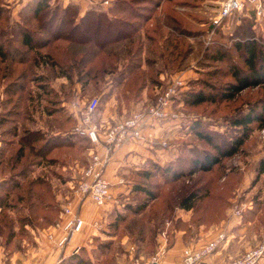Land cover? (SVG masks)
I'll use <instances>...</instances> for the list:
<instances>
[{
	"label": "rangeland",
	"instance_id": "1",
	"mask_svg": "<svg viewBox=\"0 0 264 264\" xmlns=\"http://www.w3.org/2000/svg\"><path fill=\"white\" fill-rule=\"evenodd\" d=\"M219 1L50 0L52 7L75 3L77 21L89 8L104 10L108 17L120 22L118 29L128 34L113 41L115 33L108 35L109 38L105 25L99 33L91 25L75 30L76 35L82 31L87 35L86 41L78 42L67 39L66 35L52 36L57 15L52 30H45L41 22L49 16H33L36 0H0V44L8 55L7 58L0 55V139L2 136L11 139L0 161V180L10 182L19 167L36 159L28 148L21 159H15L20 137L27 129L74 133L79 107L97 95L100 102L94 119L100 130H105L132 113L154 105L172 81H178L168 110L178 112L179 119L168 117L156 121L149 128L152 140L146 141L156 148L166 147L169 152H155L137 168L126 172L129 191L121 197L120 205L113 208L103 233L80 249L92 264H116L117 253L127 255L123 264L132 259L147 264L155 260L154 256L159 258L164 253L162 247L172 245L177 238H182L184 247L200 246L225 231L226 236L232 234L224 250L226 255L212 259L220 261L239 256L264 239V172L258 171L259 160L264 157L261 120L248 124L247 136L235 153L222 156L208 170L198 169L170 179V173H163L161 168L171 159H177L175 163L183 161L187 170L186 160L195 153H218L206 140L195 135L190 128L193 120L204 122L213 134H221L222 142L243 131L242 126L232 123L234 117L252 109L264 117V82L247 86L233 97H220L221 89L237 81L230 61L241 69L247 66L242 50L236 48L227 32V27L231 31L239 22V10L226 18V26L222 21L216 24L213 18ZM241 11L243 23L237 37L248 32L264 40V18L257 17L247 1H242ZM201 13L204 16L196 15ZM25 30L31 32L36 47L22 42ZM68 31L67 26L63 28L64 33ZM38 42L46 45L40 46ZM62 69L70 76L63 75ZM41 83H47L54 91L45 93ZM199 90L215 93L217 99L187 103L184 93ZM48 99H59L63 111L53 116L47 114L44 108L51 105ZM74 134L72 145H62L49 153V157H56L51 167L32 173L31 178H47L50 182V186H36L39 197L47 205L37 202L35 197L31 198L33 204L26 199L19 200L20 191L16 190L6 207H0V250L3 252H7L6 246L9 251L25 238L26 234L18 233L22 231L21 216L27 215L32 223L41 225L47 221L43 216L51 219L58 215L63 196L71 189V183L59 182L74 181L93 147L92 141H87L83 134ZM13 163L18 168H13ZM145 171L149 174L144 175ZM135 184L145 185L157 194L138 213L134 212V206L146 196L133 190ZM190 192H197L193 207H180ZM4 195L5 190L0 188V198ZM234 207L242 208L241 216L234 214ZM11 230H16L18 235H13L8 244Z\"/></svg>",
	"mask_w": 264,
	"mask_h": 264
},
{
	"label": "trees",
	"instance_id": "2",
	"mask_svg": "<svg viewBox=\"0 0 264 264\" xmlns=\"http://www.w3.org/2000/svg\"><path fill=\"white\" fill-rule=\"evenodd\" d=\"M78 11V6L75 3L69 2L65 5L56 4L55 6L50 5V0H36L34 7L32 9L33 16L42 18L43 15H48L49 18L43 19L41 22V25H44L45 30H52L53 27V20L55 17L58 18L57 24L55 26V33H52L53 37L55 38H62L65 35L67 36V39L78 41V42H84L87 40V35L82 31L79 35L75 34V30L79 29L80 27L84 28L86 26L94 25L96 27L97 33L101 32V29H103V25H105L107 36H112V32L115 33V35L112 36V40H118L121 38H124V36H128V34L124 33L121 29H118L117 24L120 22L113 17H108L106 11L104 10H98L95 8H89L87 9L81 16L80 20L77 21L75 19L76 14ZM241 13V14H240ZM57 15V16H56ZM197 16L200 15L201 17L204 16L203 13L196 14ZM239 22L236 23L235 28L231 31L229 27H227L228 35L230 36V39L234 40V44L237 49L242 50V59L244 60L247 68L241 69L237 64H235L233 61H230V65L233 71V74L237 81L231 82L228 84L227 87L224 89H221L219 91L221 98H230L233 97L238 91L242 90L243 88L250 86V85H257L262 82H264V40L258 39L254 35H249L248 32H245V35L240 38L237 37L240 32L239 27L242 26L243 23V15L242 11L239 10ZM230 17V16H229ZM227 19L222 20V25L226 26ZM212 21H210L211 24ZM68 27L69 31L66 33L63 32L64 27ZM218 28V26L216 27ZM75 34V35H74ZM108 36V37H109ZM111 38V37H109ZM108 38V40H109ZM22 42L29 47L33 48L36 47L33 43V37L30 31L25 30L24 36L22 38ZM39 43V42H38ZM44 45H46L43 42ZM41 43H39L40 46H44ZM0 55L2 57L7 58V52L3 49L2 45L0 44ZM224 55L221 54V57ZM42 57L46 58L47 55H42ZM56 63V61H54ZM62 74L69 77L70 74L65 69H62ZM42 88H44L45 93H49L50 91H54L52 87H47V83H41L40 85ZM186 96V102L189 104H199L204 101H214L217 99L215 93H207L203 90H199L196 92H191L187 95V93H184V99ZM99 98V97H98ZM51 102L50 106H47L45 109L46 113L49 115H56V113H61L60 111H63V109L60 107L59 99H48ZM100 102V98H99ZM98 102V106H99ZM97 106V107H98ZM264 108V104H263ZM60 109V110H59ZM253 110V109H252ZM250 110L246 114L238 115L237 117H234L232 119V123L235 125L242 126L243 131L241 133H237L234 135H231V139L224 140L221 142L220 137L221 134L216 135L213 134L211 131L207 129V127L203 124L204 122H201L199 120H193L190 123V128L195 133V135L198 138H201L203 140H206L209 144L212 145L215 149H217V154L211 153V152H203V154H197L195 153V156H193L191 159H187L188 169L185 170V166L182 164L183 161L180 163H175L177 160H170L168 163L163 165L161 168L163 170V173H170L169 176L170 179H176L180 176H183L186 172H194L198 169H204L208 170L210 169L215 163H217L222 156H228L235 153L239 146L243 143L245 137L247 136L248 132V124L253 120H261L262 123H264V117H262V113H253L254 111ZM253 113V114H252ZM70 114V113H69ZM69 114L66 116V118H69ZM55 118V116H54ZM77 119V116L75 117ZM71 119V118H70ZM68 119V120H70ZM263 119V120H262ZM67 120V119H66ZM74 133H77L73 130ZM72 132H59L57 134H53L52 132H47L40 129H27L25 133H23L20 137L19 143L20 147L17 151V155L15 157L16 160L21 159L25 155V148H28L30 152L33 154V156L36 159H33L32 161L28 162L27 164H24L22 167H19L18 171L11 176L10 182L7 181V179L0 180V188L5 190V195L3 198H0V207L5 208L8 200L11 197V194L18 190L20 191V195L18 196L19 200H29L31 203V198L35 197L42 205H47L42 200V198L39 197V192L37 191L36 186H50V182L47 178H31L32 173H34L38 166H44V168H47V166H50L54 163L53 159L56 158L54 156L49 157V153L53 152L52 150L54 148L60 147L62 145H72L74 143V137L75 134ZM87 141H90L89 137L84 135ZM10 138L3 137L1 138V144H0V161L6 152V146L9 145ZM4 158V157H3ZM178 161V162H179ZM87 161L83 164L85 165ZM13 168L16 167L13 163ZM11 166V170H12ZM18 168V167H16ZM258 171L263 173L264 172V157H262L259 160V168ZM148 172L145 171L144 175H148ZM22 177V179H19L18 177ZM29 177L31 179H29ZM78 176H76L77 179ZM22 190L25 191V193L21 192ZM133 190L143 192L145 194V199H143L141 202H139L137 205L134 206V212L138 213L141 212L148 204L149 201L156 198L157 194L154 190H151L149 187L141 184H135ZM197 197V192H190L188 193L180 202V207H184L186 209H190L193 207L195 203V199ZM30 198V199H29ZM33 204V203H31ZM10 209V208H8ZM59 211V210H58ZM45 219H47L46 222L49 223H55L58 220V217H50L49 216H43ZM21 230L18 233L25 234L26 228L24 227V224L26 222L32 223L31 219L25 215L21 216ZM45 222V223H46ZM16 230L10 231V237L8 238V244L11 243L13 235L16 234ZM18 235V234H16ZM15 235V236H16ZM58 264H92L90 259H87L82 255L80 252H74L68 257H64Z\"/></svg>",
	"mask_w": 264,
	"mask_h": 264
},
{
	"label": "built area",
	"instance_id": "3",
	"mask_svg": "<svg viewBox=\"0 0 264 264\" xmlns=\"http://www.w3.org/2000/svg\"><path fill=\"white\" fill-rule=\"evenodd\" d=\"M242 1L250 2L256 16L264 18V0H220L213 22L218 24L223 19L231 16L232 13L241 10ZM177 83L178 81L176 80L172 81V84L158 97L157 102L148 109L136 111L115 124L109 125L105 130H100L94 119L99 102L97 95L79 107L76 115L77 124L74 126V131L88 136L93 143V147L89 153L87 163L80 168L79 175L75 181L74 187L77 193L83 196H90L98 205H105L113 200L114 195L111 190L110 180L106 175V168L112 159L114 151L132 140L150 142L152 140V133L149 128L158 120H167L168 117L174 120L179 119L178 112L173 113L168 110L171 104V97L176 94ZM165 143L163 142V144ZM241 211L242 208L234 207L235 215L241 216ZM62 213L64 216L57 223L65 230L64 236L59 241L60 244L65 243L85 223L84 218L80 214L75 213L70 205H65ZM226 238V232L222 231L218 234L217 238L209 240L200 246L186 245L182 251L181 263L264 264V239L259 245L248 249L239 256H230L224 260L213 261V256L219 251L220 244ZM153 259L156 260V256ZM152 261H149L147 264H150ZM0 264L12 263L3 260ZM23 264L39 263L36 260H29ZM127 264L145 263L140 262L139 259H132Z\"/></svg>",
	"mask_w": 264,
	"mask_h": 264
},
{
	"label": "crops",
	"instance_id": "4",
	"mask_svg": "<svg viewBox=\"0 0 264 264\" xmlns=\"http://www.w3.org/2000/svg\"><path fill=\"white\" fill-rule=\"evenodd\" d=\"M170 126V124H166V127L169 128L170 131H173V127ZM157 130L159 132V127H157ZM51 132L57 134L54 130ZM55 149L56 148L52 151ZM155 152H157V154L163 152L164 154H168L169 151L166 147L156 148L149 143L139 140L129 141L114 151L112 159L106 168V175L110 180L114 198L105 205H98L90 196H83L77 193L74 187L75 183L73 184V182L76 181V177L74 181L68 179L65 182H59L61 185H69V183H71L69 185L71 189H67L63 196V201L60 204L61 208L57 215L58 220L52 224L46 222L41 225L38 222H26L24 224V227L27 228L25 238L17 241L16 246L9 251L6 246L5 249L8 253L6 251L3 252L1 249L0 259L1 256H4L3 259L12 264H23L29 259H34L38 261L39 264H58L64 257H68L74 252H80L83 246H89V242L92 241V239L103 233L104 228H106L105 225L108 223V219L113 212V208L120 205L121 197L129 191L130 184L126 178V172L130 171L132 168H137L139 163L143 162ZM51 166L52 165L47 167ZM42 167L44 166H38L37 169ZM65 205H70L75 213L80 214L84 218L85 223L83 227L79 231L74 232L65 243L60 244L59 241L64 236L65 230L57 223L64 216L62 209ZM231 235L232 234H227V238L219 246V251L213 258L216 257V259H219L222 254L224 256L226 255L224 250H226L229 245ZM184 245L182 238H177L172 245L164 248L162 247L164 253H162L159 258H156V261L160 264H182L181 256ZM125 255L126 254L121 255L117 253L115 256V263L123 264ZM130 256L131 253L129 254V257Z\"/></svg>",
	"mask_w": 264,
	"mask_h": 264
},
{
	"label": "water",
	"instance_id": "5",
	"mask_svg": "<svg viewBox=\"0 0 264 264\" xmlns=\"http://www.w3.org/2000/svg\"><path fill=\"white\" fill-rule=\"evenodd\" d=\"M150 264H160V263L156 260H153Z\"/></svg>",
	"mask_w": 264,
	"mask_h": 264
}]
</instances>
